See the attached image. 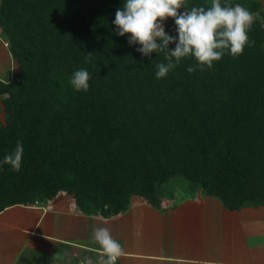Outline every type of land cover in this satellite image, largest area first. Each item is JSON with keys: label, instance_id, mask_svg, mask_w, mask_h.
I'll use <instances>...</instances> for the list:
<instances>
[{"label": "trees", "instance_id": "16d2710c", "mask_svg": "<svg viewBox=\"0 0 264 264\" xmlns=\"http://www.w3.org/2000/svg\"><path fill=\"white\" fill-rule=\"evenodd\" d=\"M124 2L0 0V33L19 68L0 80V212L61 192L86 215H117L134 196L163 209L164 188L177 179L230 210L264 206L262 2L228 0L258 14L241 55L226 50L211 70L192 73L198 62L183 58L160 79L165 53L143 56L130 34H116ZM210 5L186 0L188 10ZM80 69L87 92L70 84ZM18 141L15 171L3 160Z\"/></svg>", "mask_w": 264, "mask_h": 264}, {"label": "crops", "instance_id": "0c3cea01", "mask_svg": "<svg viewBox=\"0 0 264 264\" xmlns=\"http://www.w3.org/2000/svg\"><path fill=\"white\" fill-rule=\"evenodd\" d=\"M0 44V80L11 82L12 63L14 74L18 64L2 37ZM0 121L5 122L4 111ZM63 193L43 205H16L0 212V238L6 241L0 243V264H78L84 257L96 261L102 251L92 232L98 227L107 228L113 238L119 233L125 254L116 264H264V206L230 210L218 198L201 195L160 209L134 196L127 210L104 217L84 214L76 202L62 199ZM163 218L171 220L173 232L166 243L157 237L159 223L167 222ZM137 231L142 235L135 238Z\"/></svg>", "mask_w": 264, "mask_h": 264}, {"label": "clouds", "instance_id": "9594fccd", "mask_svg": "<svg viewBox=\"0 0 264 264\" xmlns=\"http://www.w3.org/2000/svg\"><path fill=\"white\" fill-rule=\"evenodd\" d=\"M183 8V13L178 10ZM172 18L175 21L178 37L166 33L164 22ZM254 22V14L243 6H232L228 0H211V5L205 7L186 8V0H125L123 7L115 13L114 24L117 35L130 34L129 45L139 44L137 49L143 56L150 57L153 52L165 53L167 64L157 65L156 78L160 79L174 69L183 58L193 57L196 67L189 66L192 73L197 67L200 70L213 68V62L219 61L226 50L233 57L241 55L246 45L251 46L247 35ZM157 41H160L158 43ZM175 44L174 50L169 45ZM92 54L87 59L91 60ZM89 73L80 69L72 74L70 84L76 91L89 90ZM23 145L17 142L13 153L4 157L3 163L13 170L19 171L23 156ZM92 238L100 245L102 255L94 261L84 257L78 264H116L122 257L124 249L104 227L94 228Z\"/></svg>", "mask_w": 264, "mask_h": 264}, {"label": "rangeland", "instance_id": "374dc122", "mask_svg": "<svg viewBox=\"0 0 264 264\" xmlns=\"http://www.w3.org/2000/svg\"><path fill=\"white\" fill-rule=\"evenodd\" d=\"M260 1L262 2V8H263V11H264V0H260ZM178 11L180 13H183L184 9L181 8ZM257 15L258 14H254V17H256ZM164 28H165V31L167 29H169L168 31H166L167 34H169L171 36H174V37H177V32H176V29H175V21H174V19L168 18L164 22ZM0 37H2L3 40H5L4 37L1 35V33H0ZM3 45L4 44H0V52H1V49H2ZM6 65L8 67H10V62H8V60L6 61ZM12 65H13L12 66V70H13L12 73L14 75L15 66H14L13 63H12ZM18 71H19V68L17 67L16 72H18ZM0 111L1 112L4 111L3 110V106L1 104V97H0ZM164 190H165V194H166L165 195V199H164V204L167 205L168 208H172V207L180 204L182 201H184L186 199H192V198H196V197H199V196L202 195L201 192H197V194H192L191 191L189 190L188 183L184 182L183 180H180V179L175 180L173 183H171L170 185L165 187ZM171 192L174 193V195H171ZM60 196L65 201L73 202V203L75 202L74 197L72 195L68 194V193H63ZM214 201L219 205L218 207L221 208L222 204L219 202V200L214 198ZM43 204H45V203H36V204L30 205V206H39V205H43ZM18 206H21V205H18ZM19 210H20V208L14 210V211H19ZM14 213H18V212H14ZM164 218H163V220H165L167 222H164L163 226H162V221L159 223V226H158V230L159 231L157 232V237H158V240H160V242L164 240V243H166L167 242L166 240L169 239L170 236H172L173 232L170 229L171 228V224H170L171 220L170 219L169 220L168 219H164ZM160 219H161V217H160ZM167 224H168V227H169L170 230H168ZM143 226H149V225H148V223L146 225H145V223H143L142 227ZM124 230H126V229H124ZM127 230H128V228H127ZM141 231H142V229H141ZM129 232H130V229H129ZM118 234L119 233H117V236H115L114 238L119 241L120 237H119ZM137 234H141L142 235V233L141 232L138 233V231H137V233L134 232L132 235L136 238ZM153 234H154V237H156V233H153ZM121 240H124V242H125L126 240H128V237H125V235H123V236L121 235ZM137 242L140 243L139 241H137ZM0 243H6V241H4L3 238H0Z\"/></svg>", "mask_w": 264, "mask_h": 264}]
</instances>
